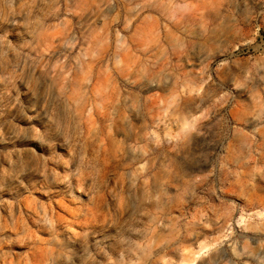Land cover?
Instances as JSON below:
<instances>
[{"label": "rangeland", "instance_id": "1", "mask_svg": "<svg viewBox=\"0 0 264 264\" xmlns=\"http://www.w3.org/2000/svg\"><path fill=\"white\" fill-rule=\"evenodd\" d=\"M0 264H264V0H0Z\"/></svg>", "mask_w": 264, "mask_h": 264}]
</instances>
